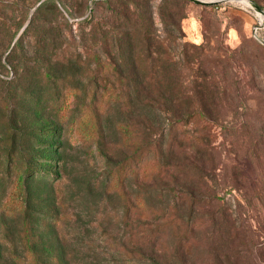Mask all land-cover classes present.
I'll list each match as a JSON object with an SVG mask.
<instances>
[{
  "label": "rangeland",
  "instance_id": "rangeland-1",
  "mask_svg": "<svg viewBox=\"0 0 264 264\" xmlns=\"http://www.w3.org/2000/svg\"><path fill=\"white\" fill-rule=\"evenodd\" d=\"M43 1L20 3L27 14L9 3L0 17V210L11 201L14 167L24 158L47 172L25 185L23 209L6 216L0 211V264H251V255L243 254L251 248L247 232L264 231L262 17L223 0L205 6L189 0H51L56 9L45 8L30 24ZM249 1L264 12V0ZM124 18L139 24L131 28ZM14 20L30 24L29 34L14 36ZM145 31L147 44L140 38ZM17 41L22 44L8 63ZM52 43L57 49L51 54ZM203 68L246 104L248 117L238 133L249 141L240 165L249 181L246 195L220 193L218 207L195 211L203 197L198 190L190 196L195 169L188 144L175 137L173 156L160 161L164 174L148 180L141 178L138 156L130 170L125 161L144 147L165 149L170 133L181 139L184 125L169 127L183 118L185 106L167 103L193 98V81ZM44 73L49 82L40 81ZM62 97L66 106L51 113ZM48 129L61 134L42 136ZM10 146L17 164L2 159ZM48 149L53 152L44 153ZM233 163L219 168L228 176ZM6 166L11 169L4 172ZM184 231L189 248L181 249L177 240Z\"/></svg>",
  "mask_w": 264,
  "mask_h": 264
},
{
  "label": "trees",
  "instance_id": "trees-1",
  "mask_svg": "<svg viewBox=\"0 0 264 264\" xmlns=\"http://www.w3.org/2000/svg\"><path fill=\"white\" fill-rule=\"evenodd\" d=\"M9 1L0 0V17L2 16V11L11 6L8 5L9 3L13 2L12 4L15 5L16 8H13L15 12H20L21 14L22 12L26 11L27 14L28 11L24 8L25 4H30L31 2H41V0H17V2H14L13 0H11V2ZM20 3L24 5L21 6ZM119 5L123 6L124 4L119 3ZM48 7H50V9H56L54 2L51 0H45L40 3L35 9L30 24H32L36 17L37 20H40L39 14H41V12ZM134 8L136 9L138 7L135 6ZM133 14L137 19L140 16L138 9L136 10V14L138 15V17L135 15V13ZM24 18L27 19L28 15H26ZM85 22H87V20H85ZM124 22L130 24L131 28L132 23H134V26H137L139 24L135 21H132L130 18H124ZM0 24L2 25V27L5 25L3 21H0ZM30 24L27 27H23L15 21V23L12 24L11 27L12 29H14V36L19 31H23L19 38L29 34L28 29L30 27ZM63 38H67V36H63ZM72 38L73 37H71L70 39ZM140 38L142 41H144L145 44H147V42L149 41L146 31L143 38ZM122 39L124 42L125 37L122 36ZM21 44L22 42L18 43V41L15 43V46L11 49V53L7 55L8 63L14 62L12 61V55L16 52V49L20 48ZM56 46L57 45H54V43L51 44V54L54 49H57ZM230 57H232V55H230ZM53 58H55L54 60H57L58 55L57 57L56 55H54ZM162 61H164V63L166 64L165 69H167V71H170V58L164 57ZM54 64L56 65L57 63ZM2 67L3 66L0 61V69ZM47 70L48 73L55 74L54 70H52L50 67L47 68ZM48 73L42 74L40 81L49 82L52 77L50 78L47 75ZM219 83L220 82L218 81L217 77L215 79V75L212 72L206 71V69L203 68L201 76H196V79H194L193 81V98L187 95L185 98L177 99L176 101H168L167 103V105L171 106V108H175V106H178V104H183L185 106L183 118H176L173 122H171V125L169 127L170 131H172L176 128V125H184L183 135H181V139L179 135L170 133V139L165 149L161 148L160 150H157L156 147L152 149H147L146 147H144L145 149H138V155H136L135 153L133 157H130L125 161L127 168L130 170L132 168V161L138 156V163L140 164V168L142 171L141 178L142 180H148L155 176L158 177L159 175L164 174V170L166 168L161 165L160 161L162 157L168 159V157L173 156L174 147L178 145V143H175V137H177L178 140H181V143L188 144L190 165L192 169H195V175H191L190 181L191 185L193 184V187L195 189L192 190V194H190V196L195 197V190H198V192L203 197L202 200L195 205V211H200L201 209H203L204 205H207L211 209H213V207H218L220 201V193H223V195L236 192H242V194L245 195L247 194L245 183H247L249 180L242 171L240 165H242L245 162L244 160L247 159V155L245 154L244 150L249 145V141H245L241 134L238 133L244 128L245 121H242V119L248 117V115L244 114V111H246V104L241 100L240 96L236 92H234L233 90L230 91V89L228 88H220ZM112 90L113 89L110 90V94ZM96 93L97 91L95 89V91H93L92 93V99H94ZM63 100L64 98L62 97V100L60 102L57 101V103L51 104V107H49V111H51V113L54 112L55 114L57 113V111H59L60 113L63 107L66 106V102H64ZM45 105L46 103L43 102L42 106ZM90 105L92 106L93 104ZM82 110H84V112L86 113L87 107L83 106ZM57 120L59 123H61L58 118ZM258 126L259 125L256 123L253 124L254 129H256ZM262 127H264V125H262ZM83 131L86 130L83 128ZM41 134L42 136L50 137L52 139L53 137L60 136L61 133L58 129H48L42 131ZM5 137L10 138L11 140L14 139L13 135L11 137ZM181 143H179V146L181 145ZM250 143L251 145L254 144L252 135ZM49 148L51 149L53 148V146ZM50 149L46 150L44 153L48 154L53 152ZM40 154L41 152L36 155L32 154V156L38 158L40 157ZM150 154L153 155L154 159H148V156ZM27 157L28 159H31V156L29 154ZM11 158L12 149L10 146L3 154L2 159L7 162L10 161L17 164V160ZM229 160L235 162L233 163L231 174L229 173L230 181L229 175H225L223 169L219 168ZM166 166H168V163L166 164ZM10 169L11 167L6 166L4 168V172L9 171ZM14 171L17 173V177L15 180L16 185L11 193V201H9L6 206L3 205L0 210L1 215L13 213L17 210L23 209L21 196L23 195V192L25 190V185H27L31 181V179L36 176L37 173H47L41 167L35 168L28 165L25 158L21 161L19 167H14ZM109 177L111 178V180H113L114 174L111 173ZM140 204L141 212L147 214L149 208L142 200H140ZM213 214L214 219L216 220V213ZM208 218H212V215L209 214ZM257 229L258 228L253 230L251 228L250 232H247L248 235L244 233L246 235V238L247 236H251L250 250L246 249L247 247L243 248L245 249V252L243 254L251 255V264H257V258L259 257L264 258V231H262L261 228L258 229V231ZM186 246L187 248H189V241L187 231H184L183 233L179 234L177 247L186 249ZM239 246L242 248V245L239 244ZM260 264H264V261H262V263Z\"/></svg>",
  "mask_w": 264,
  "mask_h": 264
},
{
  "label": "water",
  "instance_id": "water-1",
  "mask_svg": "<svg viewBox=\"0 0 264 264\" xmlns=\"http://www.w3.org/2000/svg\"><path fill=\"white\" fill-rule=\"evenodd\" d=\"M190 2L196 4V5H215L217 3H208V2H203L200 0H189ZM241 1L243 0H223L222 2H237V3H241ZM246 2V6L250 7L252 10H254L258 15H260L262 17V21L260 23V25L264 24L263 22V18H264V12L261 8H259L257 5H255L254 3H252L249 0H244ZM220 2V3H222ZM219 3V2H218ZM242 4V3H241Z\"/></svg>",
  "mask_w": 264,
  "mask_h": 264
},
{
  "label": "bare ground",
  "instance_id": "bare-ground-1",
  "mask_svg": "<svg viewBox=\"0 0 264 264\" xmlns=\"http://www.w3.org/2000/svg\"><path fill=\"white\" fill-rule=\"evenodd\" d=\"M200 1H203V2H208V3H213V2H215V1H219V0H200ZM241 3L243 4V5H245L246 4V2L243 0V1H241Z\"/></svg>",
  "mask_w": 264,
  "mask_h": 264
}]
</instances>
